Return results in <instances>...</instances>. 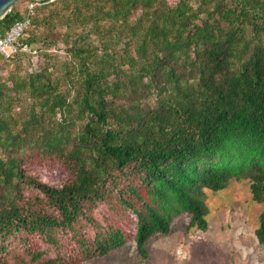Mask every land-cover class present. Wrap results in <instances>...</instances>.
I'll list each match as a JSON object with an SVG mask.
<instances>
[{"label":"trees","instance_id":"1","mask_svg":"<svg viewBox=\"0 0 264 264\" xmlns=\"http://www.w3.org/2000/svg\"><path fill=\"white\" fill-rule=\"evenodd\" d=\"M27 1L0 20L41 3L28 52L0 56V264H81L130 238L145 258L183 214L206 231V191L233 181L264 245V0Z\"/></svg>","mask_w":264,"mask_h":264},{"label":"rangeland","instance_id":"2","mask_svg":"<svg viewBox=\"0 0 264 264\" xmlns=\"http://www.w3.org/2000/svg\"><path fill=\"white\" fill-rule=\"evenodd\" d=\"M176 1L168 0L170 4ZM28 4L27 0H21L14 6L22 12ZM36 4L35 12L39 11L41 3ZM63 31L64 28L56 30L57 44L48 47V54L58 56V61L65 58L64 46L58 36V32ZM37 32L47 34L43 27ZM94 40L91 36L88 42L94 43ZM33 47L40 52V55L30 53L29 62L34 65L40 57L44 60L46 45L39 42ZM24 64L27 65V60ZM53 168H57L56 165L39 162L32 165V170L39 171L36 175L47 177L51 183L62 177L61 169H57L58 179L53 178L50 175ZM205 205L208 209L206 231L189 228L190 216L183 214L174 219L168 235L157 234L147 241L145 258L139 255L134 240L130 238L121 248L81 264H264V245L255 236L262 206L252 201L248 183L233 181L221 191H206Z\"/></svg>","mask_w":264,"mask_h":264},{"label":"built area","instance_id":"3","mask_svg":"<svg viewBox=\"0 0 264 264\" xmlns=\"http://www.w3.org/2000/svg\"><path fill=\"white\" fill-rule=\"evenodd\" d=\"M36 3L28 6V12L25 18L15 23L4 35H0V56L9 60L12 59L18 51H27L28 48L23 47L19 50L18 41L23 35V32L30 24V14L36 8Z\"/></svg>","mask_w":264,"mask_h":264},{"label":"water","instance_id":"4","mask_svg":"<svg viewBox=\"0 0 264 264\" xmlns=\"http://www.w3.org/2000/svg\"><path fill=\"white\" fill-rule=\"evenodd\" d=\"M21 0H0V20H2L9 12H11L15 3ZM41 1V0H30Z\"/></svg>","mask_w":264,"mask_h":264}]
</instances>
